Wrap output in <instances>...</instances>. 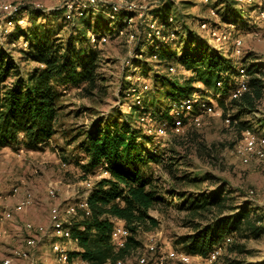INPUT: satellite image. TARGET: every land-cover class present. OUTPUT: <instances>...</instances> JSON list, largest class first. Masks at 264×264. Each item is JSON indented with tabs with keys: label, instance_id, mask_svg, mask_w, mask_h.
I'll return each mask as SVG.
<instances>
[{
	"label": "trees",
	"instance_id": "trees-1",
	"mask_svg": "<svg viewBox=\"0 0 264 264\" xmlns=\"http://www.w3.org/2000/svg\"><path fill=\"white\" fill-rule=\"evenodd\" d=\"M222 1L226 22H251V13L263 9L255 4L245 9L238 0ZM172 5L173 2L166 1L153 12L165 34L170 30L179 33L175 22L169 21L174 15ZM128 14L132 12L122 11L115 21L108 16L105 21L99 14L94 24L90 16L84 15L79 18L77 36H71L66 42L59 40L60 27L52 28L46 24L47 16L43 10H33L32 24L26 27L15 23L8 42L11 46L5 48L0 44V149L20 144L29 150H39L49 143L57 133L56 124L61 111L59 86L83 84L87 96L99 86L100 52L90 41L89 31L100 34L116 28L118 33L125 27L122 19ZM108 21L114 25L110 27ZM151 31L148 27L143 41L145 47H136L138 55L134 59L135 65H140L144 73L154 71L151 99L144 101L140 111H149L155 116L157 130L166 124L176 145L187 147V142L180 141L185 137L189 144L195 143L194 131L184 134L174 129L171 107L174 102L199 90L194 85L197 81L225 95L232 91L243 67L249 75V90L238 98H231V104L238 108L233 119L235 121L257 109L264 96V80L257 75L260 71L258 62H251L248 66L244 62L234 64L224 50L210 47L191 29L185 36L181 34V38L152 41L155 49L148 52ZM21 39L28 41L27 48L19 45ZM174 43L178 46L173 47ZM234 46L237 53L236 40ZM14 53L21 55L16 58ZM147 54V57H156L158 65L165 69L154 70L151 62L145 59ZM32 62L34 64L30 66ZM21 63H24L23 68ZM171 66H175L176 71L181 68L195 73L179 80L170 70ZM140 106H135L136 110ZM131 118L116 114L105 125L99 118L93 127L84 130V138L77 143L76 148L85 153V158H78L82 160L85 173L107 164L110 176L96 179L87 198V207L77 206L76 212L69 217L73 238L78 242V248L69 251L70 258L80 257L90 264L123 260L141 244L140 232L159 223L158 218L150 213L151 209H159L162 202L169 201L180 210H186L191 217L194 231L179 239L185 250L206 256L214 246L223 244L224 251L214 264H256L243 255L248 252L246 241L264 234V214L252 208L251 201L240 200L243 194L227 180H216L208 172L200 175L181 170L178 155L164 157L156 150L146 149L139 139L147 142L151 134L132 124ZM259 121L264 124V119ZM241 125L245 129L251 128L248 120ZM151 160L161 163L165 180L146 174L145 166ZM116 218L122 219L129 229L128 241L118 249L112 243Z\"/></svg>",
	"mask_w": 264,
	"mask_h": 264
},
{
	"label": "rangeland",
	"instance_id": "rangeland-1",
	"mask_svg": "<svg viewBox=\"0 0 264 264\" xmlns=\"http://www.w3.org/2000/svg\"><path fill=\"white\" fill-rule=\"evenodd\" d=\"M134 1L140 7L137 9L138 12H132L131 21L123 19L125 24L123 28L126 32L117 33L118 29L111 28L106 31L108 40L94 46L100 52L98 72L101 76L99 86L94 93L85 95L83 84L59 86L62 92L59 100L61 111L56 124L57 133L49 143L39 150H29L20 144L0 149V211L8 209L12 213L10 217L0 222L6 231L4 238L0 241V262L6 255L11 254L14 248L25 247L27 239L34 237L37 244L31 249V256L15 258L12 264H65L58 259L52 248L57 238L51 232V208L55 204L63 207L67 204L79 203L86 196L90 187L86 180L90 177L89 180L94 182L97 178L90 176L93 172L85 173L82 160H78V158H85V153L76 148L77 143L84 138V130L93 127L99 118L105 125L116 114H121L126 119L132 117V124L144 128L146 134H151V139L147 142L143 141V138L139 139L140 142H144L146 149L156 150L164 157L170 154L178 155L181 158V170L200 175L208 172L215 176L216 180L219 178L227 180L233 188L243 194L240 200L251 201L252 208L264 214V171L255 161L244 163L234 153V147L242 139L245 131L241 125L244 120H248L251 128L257 133L264 134V124L259 121L264 119V96L254 112L237 117L234 121L233 116L238 113V108L231 104V90L223 95L220 90H211L202 81H197L194 85L200 89L194 93L211 101L216 111L213 114L205 113L200 122H188L180 132L185 134L189 130L194 131L195 143L189 144L185 137L180 141L187 142V147L178 146L172 142V134L158 132L155 116L149 111L146 113L140 111L144 101L151 99L154 71L144 73L140 65H135L134 59L138 55L136 47H145L143 41L152 22L151 14L162 3L169 0ZM170 1L173 2V22L179 32L176 33L178 38L181 34L185 36L188 29H191L197 32L210 47L224 50L227 56H231L234 64L244 62L248 66L251 62H258L260 71L257 75L264 80V21L258 17L259 9L251 13L252 17L249 18L251 22L233 23L223 19L225 6L222 0ZM62 2L63 0H0V8L3 3L13 4L19 8L18 15L12 24H6L7 14L0 9V44L9 48L11 45L8 42L15 23L18 22L24 27L32 24L31 13L37 8L44 9L48 26L60 27L59 40L66 42L71 36H77L80 19H69L63 10ZM254 4L264 8V0H254L251 5L246 3L241 6L249 9ZM106 10L89 9L86 15L90 16L92 24L97 21L99 14H102L107 21ZM142 10L143 12L140 13ZM57 11L61 13H53ZM21 19L22 21H19ZM204 20L209 21L220 32L226 31L227 39L220 43L211 40L208 33L200 26ZM108 24L110 27L114 25L109 21ZM111 35L114 36L110 37ZM240 37L243 42L241 52L237 54L234 41ZM155 40L158 38H151L148 41L149 45L146 48L148 52L155 49V43L152 42ZM19 45L28 47L24 39H21ZM12 46L16 45L12 44ZM172 46L178 45L174 43ZM20 55V53H14L16 58ZM148 55L143 58L151 62L154 70L158 68L163 70L164 66L158 65V59L147 57ZM30 64L32 66L34 63ZM21 66L23 68L24 63H21ZM173 73L179 80H185L195 72L179 68ZM135 90H140L139 95L134 94ZM138 96L142 100L141 103L137 102ZM137 105H141L139 110L135 108ZM228 117L232 118L231 122H228ZM21 147H25L24 152L20 150ZM171 149L174 151H170ZM145 171L148 175L166 179L160 162L151 160L145 166ZM51 188L55 189V196L50 193ZM27 191L33 193L34 203L24 210H15L16 202ZM167 197L169 200L170 196L167 195ZM150 213L158 218L159 223L140 232L141 244L123 258V264H142L139 261V254L145 250L146 244L152 238L164 249L185 250L184 244L179 239L182 235L194 231L187 211L180 210L174 203L169 204V201H164L159 209H151ZM27 222L44 225L47 231L28 230ZM61 241L68 251L78 248L75 238H61ZM246 243L248 252L243 257L250 262L264 264V234L259 238L249 239ZM105 264H117V262L110 260ZM166 264L185 263L170 260Z\"/></svg>",
	"mask_w": 264,
	"mask_h": 264
},
{
	"label": "built area",
	"instance_id": "built-area-1",
	"mask_svg": "<svg viewBox=\"0 0 264 264\" xmlns=\"http://www.w3.org/2000/svg\"><path fill=\"white\" fill-rule=\"evenodd\" d=\"M240 4H252L254 0H238ZM63 10L65 11L69 19H79L80 17L86 15L89 9H107V16L115 21L119 19V14L122 11L126 12H138L140 7L134 0H117L115 2H110L109 0H63ZM62 8V6H61ZM3 12L7 14L5 22L6 24H12L16 15H18V6L8 3L1 4L0 8ZM43 10V8H37ZM143 10L140 12L142 13ZM152 22L149 24L151 28V33H149V38H158L160 40H174L177 38L176 31L170 30L168 33L163 32L162 26L159 24L158 18L151 14ZM258 17L264 21V8L258 13ZM123 19L131 21L133 15H125ZM122 19V21H123ZM18 21V20H17ZM19 21H22L19 20ZM169 21L173 23L174 15L169 17ZM201 28L208 33L211 40L217 41L218 43L225 41L227 39L226 31L220 32L214 26L210 25V22L204 20L200 24ZM125 29L121 28L119 33H125ZM134 36V33H132ZM90 41L94 46L105 42L108 40V35L106 31L96 34L93 31H89ZM243 39H236V52L237 54L241 52V44ZM28 41H25L27 44ZM171 71H176L175 66L170 67ZM248 73L245 68L240 69V75L236 81L232 91L231 98H238L242 96L246 91L249 90L248 83ZM219 84H221L219 82ZM140 92H134L138 94ZM139 95V94H138ZM141 98L138 96L137 102L141 103ZM214 104L204 99L202 96L193 93L192 95L182 99L179 102H174L171 107V114L174 116V129L177 132L183 131L185 125L190 121L200 122L203 115L215 113ZM148 117V114H147ZM191 119V120H190ZM228 122L232 121L231 117L227 118ZM160 133H167L166 124H163L157 130ZM25 147H21L22 152L25 151ZM235 155L244 163H250L255 161L264 171V134L257 133L252 128H247L243 132L242 139L234 147ZM95 178H101L105 176H110V171L108 170L107 164L100 165L96 170L90 175ZM90 178V177H89ZM86 180L87 184L90 186L91 190L93 182ZM50 193L55 196L56 192L54 188L50 189ZM253 193V191L251 192ZM88 195H86L79 203H71L66 206H61L60 204H55L51 208V232L56 236V240L52 244L53 251L56 253L58 259L65 264H90L86 259L76 257L71 259L70 254L66 246L62 243L61 238L71 239L73 238L71 226L69 225V217L73 215L77 206L87 207ZM34 203V195L32 192L27 191L23 196H21L15 204V210L21 211L26 207ZM11 211L6 209L0 211V222L4 221L6 218L11 216ZM264 224V220L262 222ZM26 227L28 230H37L39 232H46L47 229L44 225H36L33 222H27ZM5 229L0 225V241L5 236ZM129 238V229L125 225L124 221L120 218H116L115 225L112 231V243L118 249L126 244ZM230 238H228L229 240ZM37 240L34 237H29L27 239V245L25 247H16L12 250L11 254L7 255L2 259L0 264H12L15 258H29L31 256V249L35 247ZM224 251V245L218 244L214 246L210 252L203 256L200 253H194L183 249H164L158 244L154 238L150 240L145 246V250L140 252L139 261L142 264H166V262L173 260L179 261L185 264H193L197 262L198 264H214V262L220 257ZM117 264H123V260L117 261Z\"/></svg>",
	"mask_w": 264,
	"mask_h": 264
},
{
	"label": "crops",
	"instance_id": "crops-1",
	"mask_svg": "<svg viewBox=\"0 0 264 264\" xmlns=\"http://www.w3.org/2000/svg\"><path fill=\"white\" fill-rule=\"evenodd\" d=\"M4 148H7V147H4ZM90 192H91V190L89 189V190L87 191V194H86V195L89 196ZM6 256H7V255H6ZM6 256H5V257H6Z\"/></svg>",
	"mask_w": 264,
	"mask_h": 264
}]
</instances>
